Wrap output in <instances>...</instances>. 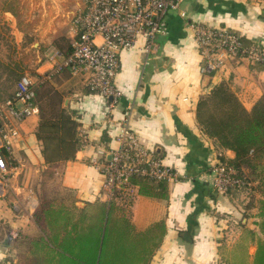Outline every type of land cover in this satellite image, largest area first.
<instances>
[{
	"label": "crops",
	"instance_id": "crops-1",
	"mask_svg": "<svg viewBox=\"0 0 264 264\" xmlns=\"http://www.w3.org/2000/svg\"><path fill=\"white\" fill-rule=\"evenodd\" d=\"M82 4L83 0L71 5L64 0H0V28L7 27V39L14 49L10 55H0V62L8 67L18 64L22 76L30 75L35 85L43 82L62 94V107L73 111L79 123L78 135L82 129L88 136L86 146L79 141L74 158L49 164L37 136L42 120L39 109L20 122L12 118L20 136L14 141L11 159L16 169L6 195L0 196V264L47 260V249L31 247L41 235L38 219L47 203H56L62 215L77 214L74 206L84 209L97 202L117 205L103 195L105 175L92 163L99 151L118 146L117 126L101 122L106 98L86 86L84 71L54 70L66 57L55 41L65 37L72 43L71 21ZM183 8L187 17L169 13L168 33L159 37L158 52L148 64H143V40L135 48L121 51L115 84L123 95L112 110L115 122L128 115L142 144L178 170L182 178L166 182L165 197L142 195L138 187L132 208H116L112 218L123 226L125 221L128 246L141 242L151 249L138 264H229L232 259H220L221 241L228 236L242 237L240 225H235L240 220L261 236L256 226L259 205L243 208L212 188L211 167L234 158L235 153L204 134L196 118V104L216 84L226 81L250 108L264 96V62L251 65L233 61L218 72L203 73L189 23L226 27L238 32L243 44L256 42L264 47V0H185ZM10 78L8 71L0 70L4 99L0 103L17 90L19 81ZM258 164L257 171H264V156ZM48 172L57 176L56 185L44 181ZM256 176L253 184L258 185L264 174ZM257 195L259 201L264 200V192ZM11 231L18 233L16 238H10ZM56 231L60 239L64 237L63 228ZM251 245L255 244L248 245L249 263L253 259Z\"/></svg>",
	"mask_w": 264,
	"mask_h": 264
},
{
	"label": "built area",
	"instance_id": "built-area-1",
	"mask_svg": "<svg viewBox=\"0 0 264 264\" xmlns=\"http://www.w3.org/2000/svg\"><path fill=\"white\" fill-rule=\"evenodd\" d=\"M185 0H83L72 18V53L55 67V72L70 65L74 72L87 74L86 86L106 98V110L101 122L116 125L118 146L108 152L99 151L92 160L105 175L103 195L108 201L125 208H132L138 197L134 177H147L157 181L178 182L180 173L164 162L154 150L145 147L130 126L129 116L115 122L112 110L123 92L116 86L120 53L135 48L143 40L144 66L158 52V38L168 33V15L176 12L187 17L183 8ZM193 40L201 57L202 72H218L230 62L246 61L251 65L264 62V47L256 42L243 44L242 36L226 27H217L190 21ZM34 81L24 74L13 96L0 103V196L6 195L16 166L11 162L14 141L20 136L16 122L38 112L34 103ZM21 104L19 107L17 104ZM83 146L88 136L80 130ZM109 155V157H108ZM106 157H108L106 159ZM209 182L220 194L244 183L237 169L227 162H218L210 169ZM16 231L10 238H16Z\"/></svg>",
	"mask_w": 264,
	"mask_h": 264
},
{
	"label": "trees",
	"instance_id": "trees-1",
	"mask_svg": "<svg viewBox=\"0 0 264 264\" xmlns=\"http://www.w3.org/2000/svg\"><path fill=\"white\" fill-rule=\"evenodd\" d=\"M55 45L66 57L73 51L72 43L65 37L56 39ZM1 67L9 72L10 80L19 81L22 76L18 64L8 67L0 62V69ZM63 69L73 71L70 65L64 66L61 71ZM38 83L33 84L34 103L42 118L37 136L43 143L44 159L49 164L70 160L74 158L81 140L78 135L79 123L72 116L73 111L62 107V94L48 87L46 83ZM0 99L4 100L1 93ZM196 118L204 134L221 148L230 149L235 153L234 158L221 160L234 166L244 181L242 185L223 194L233 201L234 195L238 196L247 189L251 190L253 182L256 181L257 176L250 179L244 168L252 171L250 175L256 174L258 160L264 156V96L248 108L230 84L222 81L199 98L196 104ZM133 181L138 185L140 194L165 197L166 181L147 177H134ZM258 186L264 192V179ZM56 206L54 202L47 203L43 208L44 215L41 214V219H38L41 235L32 241L31 247L33 250L47 249L50 252L47 260L43 258L40 261L37 258L38 264H138L151 252V249L143 247L141 242L127 245V232L123 231L127 227L125 221L123 226L117 222L118 219L112 218L113 213L117 212L116 208L126 210L123 206L103 202L91 204L84 209L74 206V212H78L74 213L75 215L71 212L62 215ZM259 210L256 226L261 236L241 220L235 224L240 225L243 231L237 245L242 254L240 258L237 256V259L234 254V259L228 260L229 264H264V200L259 201ZM159 227L163 229L162 224ZM59 228L65 230L61 239L59 234L55 233ZM123 241L124 245L121 244ZM250 243L256 247L251 263L248 262Z\"/></svg>",
	"mask_w": 264,
	"mask_h": 264
},
{
	"label": "rangeland",
	"instance_id": "rangeland-1",
	"mask_svg": "<svg viewBox=\"0 0 264 264\" xmlns=\"http://www.w3.org/2000/svg\"><path fill=\"white\" fill-rule=\"evenodd\" d=\"M74 1L75 2H80L82 0H64V2L66 4L69 3V5L74 3ZM8 35H9V32H8L7 27L6 26L1 27L0 28V55L2 57L3 56H7V54L8 55L12 54V51L14 50L12 44L9 41V39H7ZM159 40H160V38H158V42H159ZM23 57H24V55L22 54L21 58L23 59ZM1 69H3V67H1ZM256 170H258V168ZM250 172H252V171L248 170V171L245 172L246 175H249L250 179L253 178V177L255 178L257 173L261 174V175L264 174V171L263 170L261 171L260 169H259V171H257L256 174H253V175H250ZM45 180L49 181V182H52V185H56V182L58 181L57 180V176L55 174H52L51 172H48V174L45 175L44 181ZM247 191H248V189L246 191H243L242 193H240L238 196L234 195V200H236L237 203L243 205L242 206L243 208H246L247 205L249 206V209L252 206H257L258 207L259 200H260V197L257 195L258 191H260L259 186L257 187L256 184H252V189L249 190L248 192ZM249 214H251L250 211H249ZM244 216H248V213L244 214ZM234 237L235 236H233L231 238V237L228 236L227 237V238H229L228 240H227V238H225V239H223L221 241L222 243L220 245V248H221L220 249V252H221L220 259H222V262L226 261V259H229V258L230 259H234V254H236L235 259H237V256H238V258H240L241 254H242V251H238L239 249L237 247L238 241H240V239L237 240V238H234ZM250 247H253L252 250H253V253H254L255 252V245H251Z\"/></svg>",
	"mask_w": 264,
	"mask_h": 264
}]
</instances>
